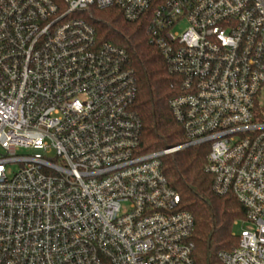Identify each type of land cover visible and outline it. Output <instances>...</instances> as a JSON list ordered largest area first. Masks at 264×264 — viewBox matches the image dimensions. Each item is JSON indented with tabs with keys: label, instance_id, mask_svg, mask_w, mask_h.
Here are the masks:
<instances>
[{
	"label": "built area",
	"instance_id": "1",
	"mask_svg": "<svg viewBox=\"0 0 264 264\" xmlns=\"http://www.w3.org/2000/svg\"><path fill=\"white\" fill-rule=\"evenodd\" d=\"M92 9L144 25L186 143L142 151L134 71ZM203 144L245 209L220 260L264 264V0H0V264H192L162 158Z\"/></svg>",
	"mask_w": 264,
	"mask_h": 264
},
{
	"label": "trees",
	"instance_id": "2",
	"mask_svg": "<svg viewBox=\"0 0 264 264\" xmlns=\"http://www.w3.org/2000/svg\"><path fill=\"white\" fill-rule=\"evenodd\" d=\"M65 8L67 0H53ZM89 21L100 41L123 48L137 80L135 110L141 118L143 152H159L187 142L174 118L170 100L179 92L178 81L166 68L142 23L127 21L118 9H92ZM208 145L183 148L162 158L168 183L180 196L181 210L194 218L192 264H224L219 255L238 244L234 222L245 220V209L232 195H220L207 168Z\"/></svg>",
	"mask_w": 264,
	"mask_h": 264
},
{
	"label": "rangeland",
	"instance_id": "3",
	"mask_svg": "<svg viewBox=\"0 0 264 264\" xmlns=\"http://www.w3.org/2000/svg\"><path fill=\"white\" fill-rule=\"evenodd\" d=\"M242 228H235V232L239 235Z\"/></svg>",
	"mask_w": 264,
	"mask_h": 264
}]
</instances>
